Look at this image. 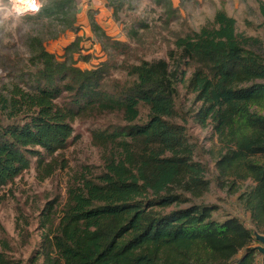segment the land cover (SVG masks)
<instances>
[{"label":"trees","instance_id":"1","mask_svg":"<svg viewBox=\"0 0 264 264\" xmlns=\"http://www.w3.org/2000/svg\"><path fill=\"white\" fill-rule=\"evenodd\" d=\"M107 1L117 14L122 0ZM154 1L173 11L172 0ZM77 15V0H46L36 17L75 31ZM92 27L106 45L125 47ZM80 42L63 60L39 42L31 88L0 95V192L31 158L41 163L42 151L65 149L76 119L117 113L129 125L94 131V144L109 150L103 171L69 187L58 224L26 262L0 242V264H264L257 240L264 235V42L239 33L221 10L213 27L176 37L174 64L142 60L128 70L133 82L120 87L108 84L107 61L76 66ZM183 66L193 70L188 79ZM179 84L200 104L194 122L217 137L213 174L178 121ZM141 107L148 120L134 126ZM213 184L235 198L252 227L239 216L218 218L219 207L207 201Z\"/></svg>","mask_w":264,"mask_h":264},{"label":"rangeland","instance_id":"2","mask_svg":"<svg viewBox=\"0 0 264 264\" xmlns=\"http://www.w3.org/2000/svg\"><path fill=\"white\" fill-rule=\"evenodd\" d=\"M79 1L82 0L77 3ZM102 1L105 2L102 16H99V9L86 10L87 20L83 23L86 32L79 26L70 31L56 22L38 19L37 12L46 0H37L38 10H32L21 0H0V95H9L15 87L31 88L32 74L37 69L34 62L39 42L48 52L63 60L66 48L78 35L83 51L73 56L76 66L91 69L107 61L111 87L131 84L134 77L128 70L142 60L165 59L174 64L168 54L174 49L176 37L205 26L213 27L215 15L221 10L235 18L239 33L259 37L264 42L258 0H172L173 11L154 0H122V4H116L119 7L117 14L107 0ZM96 18L100 19L99 28L124 44L123 49L104 43L101 32H95L92 27ZM182 69L187 70L188 79L193 70L187 66ZM178 88V121L186 126L188 137L195 146V159L205 163L208 172L213 174L215 168L210 152L219 149L217 137L211 127L202 129L194 122L193 115L200 104L194 103V96L184 85L179 84ZM147 120L148 111L141 107L138 119L131 124L139 126ZM126 125L129 124L123 115L117 113L76 119L72 122L74 132L65 149L52 156L42 151L41 163L38 158H31L30 168L2 189L0 242L9 243L10 256L23 262L33 256L48 228L58 224L69 187L84 177H93L103 171L109 150L94 144V131L112 132ZM207 201L219 207L217 216L221 220L239 216L248 227H252L249 217L236 205L235 198L227 197L215 184Z\"/></svg>","mask_w":264,"mask_h":264},{"label":"crops","instance_id":"3","mask_svg":"<svg viewBox=\"0 0 264 264\" xmlns=\"http://www.w3.org/2000/svg\"><path fill=\"white\" fill-rule=\"evenodd\" d=\"M98 4H99V6H98ZM104 4H105V2H103L102 0H99L97 3L95 0L90 1V3H87V0H82L81 2L79 1V3H78V15H77V26L81 27L83 29V31L87 32L88 30L83 24L84 21L87 20L86 10L93 9V8L99 9V11H100L99 16H102L103 13L105 12L104 6H103ZM95 5H96V7H95ZM98 22H100V19L96 18V23L98 24ZM76 36H78V35H76Z\"/></svg>","mask_w":264,"mask_h":264},{"label":"clouds","instance_id":"4","mask_svg":"<svg viewBox=\"0 0 264 264\" xmlns=\"http://www.w3.org/2000/svg\"><path fill=\"white\" fill-rule=\"evenodd\" d=\"M21 2L25 3L32 10H38L39 5L37 0H21Z\"/></svg>","mask_w":264,"mask_h":264},{"label":"water","instance_id":"5","mask_svg":"<svg viewBox=\"0 0 264 264\" xmlns=\"http://www.w3.org/2000/svg\"><path fill=\"white\" fill-rule=\"evenodd\" d=\"M257 240L262 244V246H258V250L262 254L264 262V235H257Z\"/></svg>","mask_w":264,"mask_h":264}]
</instances>
